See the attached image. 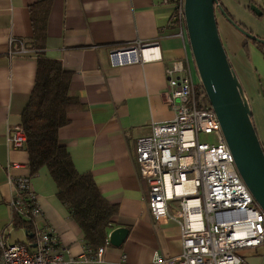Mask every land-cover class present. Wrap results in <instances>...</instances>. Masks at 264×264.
Listing matches in <instances>:
<instances>
[{"label":"crops","instance_id":"0c3cea01","mask_svg":"<svg viewBox=\"0 0 264 264\" xmlns=\"http://www.w3.org/2000/svg\"><path fill=\"white\" fill-rule=\"evenodd\" d=\"M36 1L0 0V239L30 246L33 233L29 236L13 220L10 206L14 194L10 180L28 175V154L24 148L9 146L5 138L10 126L20 124L35 79L37 48L29 46L28 7ZM250 3L257 4L264 15V0ZM50 4L42 52L70 72L69 90L83 103L60 128L59 142L76 170L90 173L102 196L116 204L108 233L118 226L128 228L119 246L108 244L101 260L91 264H147L155 251L166 257L179 254L180 227L150 214L144 200L148 186L138 175L133 154L136 139L149 134L151 124L173 117L164 98L165 69L170 62L187 58L192 78L199 82L186 29L180 32L172 20V5L163 0H51ZM216 21L229 62L243 53L246 65L253 66L251 80L258 81L264 94V43L259 47V42L246 38L221 14H216ZM262 31L264 26L256 35L264 38ZM12 38L22 41L23 53L10 52ZM136 42H156V57L110 63L111 49ZM252 121L260 139L254 117ZM260 142L264 147V141ZM30 182L41 210L36 225H49L57 246L69 254L82 253L86 249L83 233L57 199L47 170L40 168Z\"/></svg>","mask_w":264,"mask_h":264},{"label":"built area","instance_id":"2783aa9c","mask_svg":"<svg viewBox=\"0 0 264 264\" xmlns=\"http://www.w3.org/2000/svg\"><path fill=\"white\" fill-rule=\"evenodd\" d=\"M163 2L172 5V20L182 33L184 0ZM10 44L11 53L24 52L22 41L12 38ZM156 44L136 42L113 48L110 63L154 58L155 52L146 57L144 51L156 50ZM165 72L164 98L173 117L151 124L150 133L136 139L133 160L148 186L144 200L150 214L157 221H173L180 227L181 251L169 257L155 251L147 264H247L240 250L255 247L264 264V209L239 176L215 113L202 105L187 58L172 60ZM200 133L211 135L212 140H200ZM5 140L13 148H23V126H10ZM10 183L14 190L10 206L31 217L35 245L0 239V264H91L101 260L108 237L93 252L86 248L76 256L69 254L57 246L49 225H36L41 210L29 175ZM121 258L124 261L125 255Z\"/></svg>","mask_w":264,"mask_h":264},{"label":"trees","instance_id":"16d2710c","mask_svg":"<svg viewBox=\"0 0 264 264\" xmlns=\"http://www.w3.org/2000/svg\"><path fill=\"white\" fill-rule=\"evenodd\" d=\"M50 2L38 0L28 7L32 30L29 46L37 49L33 87L21 112L20 124L26 134L23 148L28 154L29 177L40 168L47 170L55 183L57 199L80 227L85 247L93 252L104 244L117 206L102 196L90 173L76 170L68 150L59 142L60 128L70 121L72 112L83 108V103L69 90L70 72L63 69L59 60L42 52ZM219 4L222 6L220 1ZM198 89L202 105L209 107L199 82ZM13 220L27 234L33 233L29 214L14 211Z\"/></svg>","mask_w":264,"mask_h":264},{"label":"water","instance_id":"95a60500","mask_svg":"<svg viewBox=\"0 0 264 264\" xmlns=\"http://www.w3.org/2000/svg\"><path fill=\"white\" fill-rule=\"evenodd\" d=\"M248 7L256 15L262 14L258 5L250 3ZM215 8L246 38L259 43H264V38L233 22L218 0L183 2L185 29L199 83L216 115L239 176L264 209V147L253 124L248 99L222 43ZM127 233L124 226L113 228L107 235L109 244L119 246Z\"/></svg>","mask_w":264,"mask_h":264},{"label":"rangeland","instance_id":"374dc122","mask_svg":"<svg viewBox=\"0 0 264 264\" xmlns=\"http://www.w3.org/2000/svg\"><path fill=\"white\" fill-rule=\"evenodd\" d=\"M220 1L223 6L222 10L233 20V22L248 31H252L254 35L261 32V28L264 26L262 25V23H264V15L258 16L250 11V8H248L247 5H249L252 0ZM215 14L220 16V12L217 8H215ZM220 36L224 45L222 35L220 34ZM261 36H264V31H262ZM230 64L240 81L244 93L247 95L250 109L252 111V117H254L256 122L260 140L264 141V94H262V89L260 84H258V81L255 78V80H251L252 72L250 71H253V66L249 62H247L246 65V58L243 53H238V55L230 57ZM194 73L197 76L195 70ZM204 99H206V97H204ZM199 138L202 141L210 142L212 140L211 135L202 133L199 134ZM240 254L245 258L247 264H260L259 248L241 249Z\"/></svg>","mask_w":264,"mask_h":264},{"label":"bare ground","instance_id":"6f19581e","mask_svg":"<svg viewBox=\"0 0 264 264\" xmlns=\"http://www.w3.org/2000/svg\"><path fill=\"white\" fill-rule=\"evenodd\" d=\"M150 52L154 53V50H145L144 55L147 57L150 54Z\"/></svg>","mask_w":264,"mask_h":264},{"label":"flooded vegetation","instance_id":"af4514ba","mask_svg":"<svg viewBox=\"0 0 264 264\" xmlns=\"http://www.w3.org/2000/svg\"><path fill=\"white\" fill-rule=\"evenodd\" d=\"M218 2H219V0H218ZM250 4V3H249ZM249 6V5H248ZM249 8V7H248ZM251 11V10H250ZM221 14V13H220ZM222 15V14H221ZM223 16V15H222Z\"/></svg>","mask_w":264,"mask_h":264}]
</instances>
